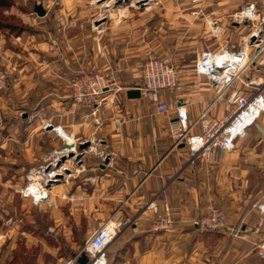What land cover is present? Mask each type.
I'll return each instance as SVG.
<instances>
[{"label":"crops","instance_id":"0c3cea01","mask_svg":"<svg viewBox=\"0 0 264 264\" xmlns=\"http://www.w3.org/2000/svg\"><path fill=\"white\" fill-rule=\"evenodd\" d=\"M166 1L160 2L165 6ZM92 2L48 0L45 14H35L33 31L14 35L0 30L3 64L14 70L15 78L11 81L16 82L12 87L9 84L7 97L14 94L18 98L22 116L25 104L34 105V144L31 158L26 160H33L34 166L41 165L47 152L57 146V135L43 126L46 121L62 125L74 138L95 137L110 145L112 155L106 163L96 154L90 157L87 150L71 174L74 180H94L95 196L101 199L98 225L110 214L135 219V223L122 226L108 244V264H262L252 246L264 237V220L258 224L256 207L257 202L264 201V132L254 125L217 161L202 158L190 161L188 146L183 142L174 144L169 132L175 117L171 94L162 92L168 102V113L156 112L141 96L126 95L129 87L140 83L136 64L152 52L154 30L150 15L135 7L127 13L113 9L101 18L108 25L97 32L90 28V22L100 19L91 12L97 8ZM205 2L210 7L222 6L221 13L254 2L264 14V0ZM195 16L188 19L190 24H195ZM157 22L155 31L162 28L165 20ZM103 69L120 71L122 81L116 84L122 88L107 92L100 101L101 124L94 130L92 107L73 101L67 75ZM246 76L252 80L248 85L251 87L237 85L247 91L259 88L264 93V66ZM180 78L183 90L176 96L185 99L191 122L207 104L211 90L202 84L203 91L202 86L191 83L196 80L184 73ZM226 108L225 103L218 102L211 115H219ZM4 114L0 113L2 121L8 117ZM258 122L264 123V118ZM191 131L200 132V124L196 123ZM164 204L169 206L174 224L167 230H155L152 220ZM211 204L224 210L227 227L222 230L193 227L189 220Z\"/></svg>","mask_w":264,"mask_h":264},{"label":"rangeland","instance_id":"374dc122","mask_svg":"<svg viewBox=\"0 0 264 264\" xmlns=\"http://www.w3.org/2000/svg\"><path fill=\"white\" fill-rule=\"evenodd\" d=\"M19 1L10 0V5L4 12L11 16V20L21 23L25 28L23 31L31 32L36 23L34 4L40 3L46 11L48 0ZM105 1L93 0L92 5L97 4V8H93L91 12L100 19L96 23L90 22L91 29L96 24L104 29L103 26L108 25V22L101 18L113 9L118 8L121 13H127L131 7L147 11L151 19V29L154 30L151 33V51L159 56L171 57L180 69L179 74L184 73L189 79L196 80L191 83L202 86L203 91L205 79L194 77L191 69L197 55L205 48L237 44L240 31L245 30L243 26H235L231 20V14L240 6L221 13L222 6L210 7L204 2L198 7L199 13L193 14L194 7L189 0H167L165 6L161 4V0H150L147 7L134 6L135 0H122L114 6L111 2L108 6L105 5ZM211 9L215 12H210ZM194 15H197L193 17L195 24H190L188 19ZM159 20L165 22L160 30L155 31ZM0 30L3 31L2 28ZM1 56L0 52V68L9 75V88L16 83L11 81L15 78L14 70L3 64ZM78 72H100L114 81H122L120 71L110 69L73 71L67 75V80ZM189 83L188 81L187 84ZM7 88L0 91V113L5 112L4 115L8 116L5 121L0 120V264H65L70 259H73L71 264H83L82 261H87L88 256L79 253V249L90 233L100 225L98 220L101 219V214L98 213L101 199L95 196V182L93 179L79 181L72 178L74 176L71 174L79 167L77 162L81 158L66 157L56 164L61 154L55 153L53 149L60 148L64 141L53 130L59 141L57 146L47 152L42 164L34 166L33 160H26L31 158V144H34V105L25 104L22 116V106L18 104V98L14 94L7 97ZM166 92L171 94L174 103L176 93ZM14 113L16 117H13ZM77 138L81 141L88 140V146L84 150L90 151V157H94L97 139L82 136ZM77 145L74 152H78ZM90 146L93 147L92 150ZM45 167L61 175H56L53 181H46L42 170ZM65 167L69 170L65 171ZM45 182L48 199L35 203L30 194L23 196L24 187L43 185Z\"/></svg>","mask_w":264,"mask_h":264},{"label":"built area","instance_id":"2783aa9c","mask_svg":"<svg viewBox=\"0 0 264 264\" xmlns=\"http://www.w3.org/2000/svg\"><path fill=\"white\" fill-rule=\"evenodd\" d=\"M106 1L105 5H109ZM113 1V0H112ZM150 0H135V6L147 7ZM206 0H189L194 7L193 14L199 13V5ZM231 20L236 25L245 28L239 35L237 44L230 43L218 48H205L197 55L192 64L194 77L205 79L206 85L211 90V96L207 104L199 110L195 120L189 122L186 101L181 96H176L175 117L169 125V132L174 139V144L183 142L188 146L190 161L202 158L208 161H217L226 151L232 149L236 139L245 135L248 128L254 126L264 118V93L259 88L247 91L240 87L252 84L247 78L248 71H257L264 65V14L256 7L254 2L241 5L231 14ZM95 31L101 32L102 28L96 24ZM253 37V39H251ZM139 70L140 83L134 87L140 92V96L150 102L156 112L168 113L169 106L162 96L163 91L179 94L183 90L179 70L171 57L159 56L149 52L144 59L136 64ZM70 87V95L75 103L88 104L91 108V116L96 130L100 127L101 120L98 116V105L107 92L120 89L116 81L108 78L100 72H78L67 80ZM9 75L6 70L0 68V91L7 88ZM237 83H240L237 85ZM128 88V87H124ZM128 88V89H129ZM225 103L227 108L219 115H211L216 103ZM116 122L118 119H115ZM199 123L200 132H192L191 128ZM264 132V123L260 124ZM43 126L49 127L62 140L64 144L60 148H54L57 154H65L69 150L75 151L80 142L60 124L46 121ZM69 136L72 141L69 142ZM76 140V141H74ZM95 143L96 154L102 159L111 158L110 145L101 139ZM69 145V146H66ZM97 145H101L97 148ZM84 150L83 153H85ZM43 171L46 181H53L57 173L54 170ZM46 182L24 187L23 196H32L35 203L48 199ZM34 188L37 194H34ZM41 191V193H40ZM48 191V189H47ZM149 206L152 202H149ZM259 211L258 224L264 220V201L257 202ZM190 224L203 230H222L227 227V217L224 210L217 205H208L204 212H199L189 220ZM135 223V219L126 215L111 214L102 224L96 227L82 243L79 253L88 256L84 264H108L107 246L120 231L122 226ZM174 224L170 208L164 204L162 211L156 212L152 220L155 230H167ZM234 231L233 229H230ZM235 232V231H234ZM253 250L258 259L264 264V237L253 242ZM73 259L65 264H71Z\"/></svg>","mask_w":264,"mask_h":264},{"label":"water","instance_id":"95a60500","mask_svg":"<svg viewBox=\"0 0 264 264\" xmlns=\"http://www.w3.org/2000/svg\"><path fill=\"white\" fill-rule=\"evenodd\" d=\"M122 0H113L112 1V5H115L119 2H121ZM125 1V0H124ZM34 11L42 16L45 14V9L42 7V5L40 3H35L34 4ZM251 39H253V37H251ZM126 95L128 97H139L140 96V92L137 88H129L126 90ZM255 126L259 129V131H263L261 125L259 123H256ZM88 140L82 141L80 143H78L77 148H78V152H74L73 150H69L67 151L65 154H61L60 157L57 159L56 164H58L61 160L65 159L66 157H74V158H80V156L83 154L84 149L88 146ZM69 146V145H66ZM108 161V157H105L103 159V163H106ZM65 171H68L69 169L67 167L64 168ZM57 176H60L61 173H57ZM203 230V229H201ZM84 255V253H82ZM86 261H82V263H85Z\"/></svg>","mask_w":264,"mask_h":264},{"label":"trees","instance_id":"16d2710c","mask_svg":"<svg viewBox=\"0 0 264 264\" xmlns=\"http://www.w3.org/2000/svg\"><path fill=\"white\" fill-rule=\"evenodd\" d=\"M10 5V0H0V28L10 33L19 34L25 28L21 23L11 20V16L5 14V9Z\"/></svg>","mask_w":264,"mask_h":264},{"label":"bare ground","instance_id":"6f19581e","mask_svg":"<svg viewBox=\"0 0 264 264\" xmlns=\"http://www.w3.org/2000/svg\"><path fill=\"white\" fill-rule=\"evenodd\" d=\"M68 141H69V142L72 141V138H71L70 136H69V138H68ZM44 191L47 192V189H45ZM40 193H41V191H40ZM34 194H37V190H35V188H34Z\"/></svg>","mask_w":264,"mask_h":264}]
</instances>
